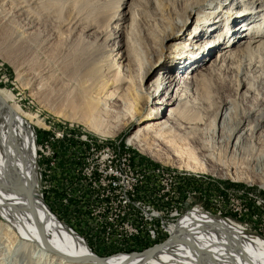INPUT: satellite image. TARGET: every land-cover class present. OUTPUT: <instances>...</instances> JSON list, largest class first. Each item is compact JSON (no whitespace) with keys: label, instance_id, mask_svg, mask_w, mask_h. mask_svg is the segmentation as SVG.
<instances>
[{"label":"rangeland","instance_id":"1","mask_svg":"<svg viewBox=\"0 0 264 264\" xmlns=\"http://www.w3.org/2000/svg\"><path fill=\"white\" fill-rule=\"evenodd\" d=\"M75 1L74 6L71 3V10L65 5L54 4L46 19L47 34L51 35L49 51L53 58H58L61 63L67 61L70 54L74 57L84 53L81 51L86 47L94 52L96 59L85 69L99 76L103 70L101 66L106 61L96 56L105 53L103 40L107 34H113L108 48L113 47L116 41L118 48L113 55L120 52L128 56L132 65H135L133 61L139 52L148 51L154 55L159 68L150 79L162 70L167 71L168 75L186 76V73L178 71L179 68L191 65L192 60L200 62L201 67L192 74L205 75L200 79L201 89L191 96L187 107L189 112L185 116L198 118L200 124L196 126L201 130L187 129L190 135L185 137L186 130L173 129L165 140L154 138L150 142L153 153L149 155L128 142L134 131L143 127V123L135 121L114 127V111L117 108L110 104L100 114L98 129L92 130L84 123L85 116L80 110L84 96L81 86L74 82L59 90L54 88L36 92L24 71L20 70L18 76L20 64L31 61L30 52L19 53L0 36V90L10 93L13 96L12 105H18L23 116L26 115L22 119L35 139L36 149L32 153L38 161L41 186L50 198L49 206L58 220L82 235L92 250L108 254L136 253L158 242L150 244L145 239L148 235V216L144 221L143 211L167 213L153 222L157 228L161 225L167 227L169 223H176L170 222L169 217L174 214V209L190 210L188 204L204 209L219 221L235 222L241 225L244 232L264 239V189L261 187L264 176L256 173L249 160L240 155L222 158L221 163L206 157L212 147L209 133L212 120L215 118L217 122L214 110L220 101L235 98L236 74L240 63L238 56L232 59L230 65L227 59L223 61L221 58L218 62L217 58L223 50L231 48L233 39L228 37L235 26L246 27L243 33L249 32L250 28L253 29L251 32L258 34L257 26H262L264 32V19L237 20L222 13L217 24L208 25L211 30H205V24L202 25L201 21L196 23L194 15L188 19L181 40L167 41L161 40L162 37L171 31L172 23L181 18L187 6L196 0ZM239 2L234 0L228 10H244V3ZM208 17L207 20L211 22L213 15ZM132 36L136 40L134 50L130 48L129 38ZM207 39L216 42L221 39L223 42L217 49L205 54L196 52V48L202 47L201 44ZM184 42L189 46L201 43L190 52L181 49L173 53L170 51L173 43L181 45ZM232 49L240 52L245 49V44L232 46ZM206 54L209 55L207 58ZM115 58L120 61L117 56ZM32 60L36 61L37 58L33 57ZM246 62L242 67L246 78L255 81L257 91L264 95V52L250 54ZM127 66V60L117 65L126 81L123 90L133 84ZM253 99L252 95L246 101L250 103ZM248 108L245 106L244 110ZM7 113L5 108H0V122ZM193 123L191 126H195ZM15 128V124H12L11 136ZM200 139L204 140V148ZM184 165L193 166L194 171ZM110 171H118L120 175L116 172L109 174ZM193 212L205 213L199 209ZM7 242L1 234L2 264L31 263L28 261L29 253L23 251L21 246L14 251L11 249L10 253L5 247L1 248ZM134 242H139L140 248L132 252L127 244Z\"/></svg>","mask_w":264,"mask_h":264},{"label":"bare ground","instance_id":"2","mask_svg":"<svg viewBox=\"0 0 264 264\" xmlns=\"http://www.w3.org/2000/svg\"><path fill=\"white\" fill-rule=\"evenodd\" d=\"M70 1L74 6L73 0ZM233 1L196 0L187 6L181 18L172 23L171 31H167L161 40H181L188 19L194 15L196 23L201 21L202 25L205 24V30H211L208 25H216L222 13L237 20L254 21V17L264 19V0H240L239 4L244 3V10L241 8L235 12L228 10ZM71 3L68 0H0V36L19 53L27 51L31 56V61L20 64L18 76L20 70L24 71L30 85L38 93L54 88L59 90L62 86L77 82L76 85L79 84L84 93L80 105V110L85 116L84 123L92 130H97L100 114L107 108L106 105H113L117 108L114 111V127L135 121L143 123V127H138L128 142L149 155L153 153L150 150V142L154 138L165 140L173 129L186 130L185 137L190 135L187 129L201 130L196 126L200 124L198 118L195 120L190 115L185 116V113L189 112L187 107L191 96L201 89L200 79L205 75L192 74L201 67L200 62L192 60L191 65L179 68L178 71L186 73V76L168 75L167 71L162 70L150 79L159 68L154 55L148 51L139 52L133 61L135 65H132L128 56L120 52L113 55L118 48L116 41L113 42V47L108 48L113 34H107L103 40L105 53L96 56L97 59L101 57L106 61L105 65L101 66L103 70L100 69L99 76H94L85 69L96 59L94 52L86 47L82 48L81 52L84 53L74 57L70 54L67 61L60 63L58 58H53L49 51L51 35L47 34L46 19L54 4L65 5L71 10ZM258 5L260 7L255 9ZM208 15H213L211 22L207 20ZM238 26H235L228 37L233 39L231 48L223 50L217 58L218 62L221 58L223 61L227 59L230 65L232 59L240 57L235 83L236 96L234 99L220 101L214 110L217 122L215 118L212 120V130L209 132L212 147L206 157L221 163L222 158L240 155L249 160L256 173L264 176V95L257 91L255 81L246 78V72L242 68L250 54L264 52V32L262 26H257L256 30L260 31L258 34L251 32L253 29L250 28L249 32L243 33L247 28ZM129 39L130 48L134 50L136 40L133 36ZM220 42L223 41L207 39L199 48L196 47L201 42L192 43L190 46L186 42L181 45L173 43L170 51L173 53L181 49L190 52L196 48V52L205 54L206 51L217 49L221 45ZM241 44H245L244 50L235 52L232 49V46ZM114 56L120 61L114 59ZM208 56L206 54L205 58ZM33 57L37 60H32ZM126 60L133 84L123 90L126 81L117 65ZM74 62L76 64L70 67ZM110 73L113 74L109 76ZM252 95L254 99L247 103L246 98ZM12 97L7 91L0 90V108L8 111L6 118L5 113V119L0 122V235L8 241V244L1 247H5L7 252L10 253L11 249L14 251L21 246L23 251L29 253L30 264H98L93 262L98 259L105 260L107 264H264V239L244 232L241 225L235 222L219 221L220 219L217 220L211 213L190 204V210L183 211L180 208L174 211V214L169 216V221L176 223L166 224L167 227L161 225L157 228L156 223H153L165 212L143 211L144 221L148 216V235L146 234L145 239L150 244L158 241L145 250L113 254L92 250L82 235L58 220L49 206L50 198L43 191L42 180L39 179L37 171L38 161L32 153L36 149L35 139L28 132L27 126H24V114L20 112L19 106L12 105ZM245 106L249 108L244 110ZM193 122L195 126H191ZM12 124H15L16 131L11 136ZM152 133L154 135H151ZM201 142L204 148V140ZM184 166L194 171L193 166ZM114 172L120 175L118 171ZM114 172L110 171L109 174ZM261 187L264 189V182ZM198 209L205 213L193 212ZM177 212L182 215H176ZM139 244L134 242L128 243L127 246L132 248L133 252V249L140 248ZM157 245L161 247L148 256V252Z\"/></svg>","mask_w":264,"mask_h":264},{"label":"water","instance_id":"3","mask_svg":"<svg viewBox=\"0 0 264 264\" xmlns=\"http://www.w3.org/2000/svg\"><path fill=\"white\" fill-rule=\"evenodd\" d=\"M32 200H33V198H32ZM33 203V202H32ZM161 247V245H157L156 247H155V249H152V250H150L149 252H148V256H151L152 254H153V252L155 251V250H157V249H159ZM95 261V263H98V264H107L106 263V261L105 260H103V259H98V260H93V262Z\"/></svg>","mask_w":264,"mask_h":264},{"label":"built area","instance_id":"4","mask_svg":"<svg viewBox=\"0 0 264 264\" xmlns=\"http://www.w3.org/2000/svg\"><path fill=\"white\" fill-rule=\"evenodd\" d=\"M177 209L175 208L174 211H176ZM176 215H182V213L177 212ZM178 218V217H177ZM176 222V221H175Z\"/></svg>","mask_w":264,"mask_h":264}]
</instances>
